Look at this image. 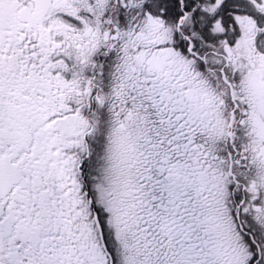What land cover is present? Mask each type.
Listing matches in <instances>:
<instances>
[{
	"label": "snow or ice",
	"instance_id": "obj_1",
	"mask_svg": "<svg viewBox=\"0 0 264 264\" xmlns=\"http://www.w3.org/2000/svg\"><path fill=\"white\" fill-rule=\"evenodd\" d=\"M0 264H264V0H0Z\"/></svg>",
	"mask_w": 264,
	"mask_h": 264
}]
</instances>
